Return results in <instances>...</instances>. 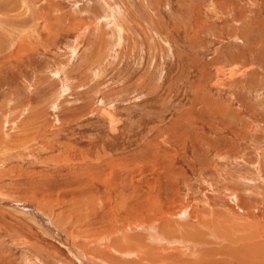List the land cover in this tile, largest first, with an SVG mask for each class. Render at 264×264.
<instances>
[{
    "label": "rangeland",
    "instance_id": "1",
    "mask_svg": "<svg viewBox=\"0 0 264 264\" xmlns=\"http://www.w3.org/2000/svg\"><path fill=\"white\" fill-rule=\"evenodd\" d=\"M139 208L157 263L264 264V0H0V264H113Z\"/></svg>",
    "mask_w": 264,
    "mask_h": 264
},
{
    "label": "bare ground",
    "instance_id": "2",
    "mask_svg": "<svg viewBox=\"0 0 264 264\" xmlns=\"http://www.w3.org/2000/svg\"><path fill=\"white\" fill-rule=\"evenodd\" d=\"M108 3V2H107ZM15 4V3H14ZM111 7V6H110ZM15 10V9H14ZM113 11V10H112ZM105 13V12H104ZM119 14V13H118ZM113 15V14H112ZM116 15V14H115ZM113 17V16H112ZM106 19V18H105ZM116 19V18H115ZM112 22V21H111ZM117 23V22H116ZM114 25L116 26V24L114 23ZM114 26V27H115ZM118 28V26H116V29ZM119 30V29H118ZM87 32H88V27H82V29L77 33V38H76V40L78 41V42H81L82 40H84L85 39V36H86V34H87ZM76 40H75V42H76ZM75 45H77L76 43H75ZM79 45V44H78ZM74 50V49H73ZM2 201H3V199H2ZM4 202V201H3ZM16 202V201H15ZM5 203H7V201L5 202ZM4 203V204H5ZM9 203V202H8ZM12 203V201L9 203V204H11ZM18 204V203H17ZM18 206V205H17ZM23 206H25V207H31L30 205H23ZM22 208V207H21ZM139 209H141V208H139ZM134 211V207L132 206V207H130V211ZM138 211V210H137ZM184 212H185V210H184ZM184 212H182V213H184ZM101 213H103V212H101ZM146 212H144L142 209L141 210H139V212L136 214V215H134L133 214V216H130V212H125V213H122L120 216H121V219H120V223H119V226H121V228H122V234H123V236H124V239H123V241L125 242V245L123 246V248L122 249H120V250H115V249H111L113 252H114V255L113 254H111V257L109 258L108 257V260L109 261H111L113 264H123L122 262H120L119 260H117V259H115V255L117 254V255H122V256H126V257H128V256H131V255H133V256H137V260H138V255H141L140 256V258H144V259H146L145 261H146V263L147 264H156L160 259H155V257H153L155 254H156V252L158 251V249H160V248H157V246L158 245H160L161 246V243L160 242H157L156 241V238H158V239H160L161 241H163V238L164 237H162L161 238V235L160 234H158L157 232H155L156 230H155V227H152L153 225L151 224V225H149V227L150 228H147V229H144V227L141 229L142 230V232H143V234L142 233H139L138 235H131V234H133V233H131V232H128L129 230H130V226L132 225V224H134V223H137L138 222V219L139 218H145V214ZM182 213H180L179 212V215L180 216H183V217H185V216H187L185 213L184 214H182ZM34 214H36V212H34ZM116 214H117V212H116ZM115 214V215H116ZM189 215V214H188ZM43 219H46V217L45 218H43ZM47 220V219H46ZM85 220V219H84ZM104 220V219H103ZM101 221V220H100ZM99 221V222H100ZM47 222V221H46ZM89 223V222H88ZM93 223V222H92ZM98 223V222H97ZM101 224V223H100ZM91 225V224H90ZM96 225V224H95ZM107 225V224H106ZM177 225V224H176ZM93 226V225H92ZM101 227H103V225H100ZM98 227V226H97ZM96 227V228H97ZM105 227V226H104ZM117 227V226H116ZM139 226H136V230H140L139 228H138ZM46 228L48 229V230H50L51 231V235L53 236V237H55V238H57V240H59V241H61L62 242V244L63 245H65V247L66 248H68V250L69 251H71L73 254H75V256L78 258V259H80V261H81V259H83L82 261L83 262H86V263H90V264H94V263H92V260H94L92 257H88V256H92V254H90L89 253V251H86L85 250V248L87 247H85V248H80L77 244H75V242L72 240V238H70L69 239V237L67 236L66 237V235L63 233V232H61V230H58L56 227H50V225L48 224V225H46ZM117 228H119V227H117ZM117 228H113V231H116L117 230ZM90 229H92V228H90ZM99 229V228H98ZM176 229V228H175ZM175 229H173V232H171V233H174L175 234ZM97 230V229H96ZM100 230H101V228H100ZM104 230H105V228H104ZM168 231H169V229H168ZM179 231V230H178ZM98 233V232H97ZM101 233H102V231H101ZM101 233H99L100 235H101ZM171 233H167V235H171ZM185 233V232H184ZM173 234V235H174ZM177 235V234H176ZM92 236V235H91ZM103 236H106V234L104 233V231H103V234H102V236H101V238H104V239H106L105 237H103ZM181 237H184V236H181ZM186 237V236H185ZM193 239H194V237H192ZM242 238V237H241ZM188 239V238H187ZM193 239H189V240H193ZM99 239H97V241H98ZM122 240V239H121ZM236 240H237V238H236ZM235 240V241H236ZM242 240V239H241ZM244 240V239H243ZM246 240V239H245ZM90 242H91V240H89ZM96 240H95V243L97 242ZM136 241V242H135ZM166 241V240H165ZM164 241V242H165ZM60 242V243H61ZM138 242V243H137ZM196 242H198V240L196 241ZM246 242V241H245ZM193 243V242H192ZM250 243V242H249ZM248 243V245H244L243 247H242V244L243 243H241V246L239 245V249H237V251L238 250H240L241 249V251H243L242 249H247V248H251V246L252 245H250ZM144 244V245H143ZM236 244V243H235ZM119 245V244H118ZM261 245H262V243H261ZM94 246H95V244H94ZM132 246L133 247H135V246H137V248L139 247V249L138 250H140L141 251V249H143V251H141V254H139L136 250V248L134 249V248H132ZM225 248V247H224ZM91 249V248H90ZM259 249V248H258ZM162 250V249H161ZM164 250V249H163ZM208 251V250H207ZM232 252H233V250H231ZM235 251V250H234ZM236 251V252H237ZM164 252V251H163ZM163 252H160L161 254L163 253ZM173 252V251H172ZM172 252L170 251V253H165V254H167V256H165L164 255V253L162 254V256H161V254L159 255V256H161L162 257V259H164V258H166V257H168V258H173V254H172ZM212 252V251H211ZM142 253H144V255L142 254ZM234 253V252H233ZM243 253V252H242ZM241 253V254H242ZM254 253H255V251H254ZM235 254V253H234ZM240 254V255H241ZM169 255V256H168ZM176 254H174V256H175ZM231 255V254H230ZM251 255V254H250ZM249 255V256H250ZM248 256V255H247ZM253 256V255H252ZM251 256V257H252ZM94 257V256H93ZM153 257V258H152ZM86 258V259H85ZM248 258V257H247ZM88 259H92V260H88ZM96 260L98 259V258H95ZM255 259V258H254ZM95 260V261H96ZM117 261V262H115V261ZM236 260V259H235ZM245 260V259H244ZM126 261V260H125ZM128 261V260H127ZM144 260H142V262H143ZM144 261V262H145ZM162 261V260H161ZM237 261H239V260H237ZM257 261V260H256ZM98 262V261H97ZM101 262H104L105 264H106V261L105 260H102ZM85 263V264H86ZM139 263V262H138ZM227 263V262H226ZM129 264V263H128ZM130 264H134L133 263V261L132 262H130ZM136 264V263H135ZM157 264H160V263H157ZM162 264H166L165 263V261H163L162 262Z\"/></svg>",
    "mask_w": 264,
    "mask_h": 264
}]
</instances>
